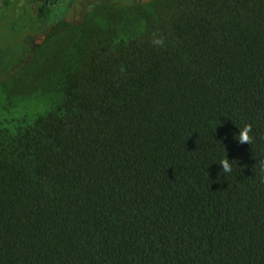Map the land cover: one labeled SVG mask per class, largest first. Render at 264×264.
Listing matches in <instances>:
<instances>
[{
    "label": "trees",
    "instance_id": "obj_1",
    "mask_svg": "<svg viewBox=\"0 0 264 264\" xmlns=\"http://www.w3.org/2000/svg\"><path fill=\"white\" fill-rule=\"evenodd\" d=\"M77 16L0 78V264H264V0Z\"/></svg>",
    "mask_w": 264,
    "mask_h": 264
},
{
    "label": "rangeland",
    "instance_id": "obj_2",
    "mask_svg": "<svg viewBox=\"0 0 264 264\" xmlns=\"http://www.w3.org/2000/svg\"><path fill=\"white\" fill-rule=\"evenodd\" d=\"M69 2L70 0H59L56 6L63 4L66 7ZM33 6L35 5L31 0H14V3L12 0H0V78L26 59L47 30L44 24L48 14L38 17L29 13ZM76 12L69 9L67 12L63 11V16L76 18ZM26 17L34 24L24 20ZM37 22L39 26L35 24Z\"/></svg>",
    "mask_w": 264,
    "mask_h": 264
},
{
    "label": "flooded vegetation",
    "instance_id": "obj_3",
    "mask_svg": "<svg viewBox=\"0 0 264 264\" xmlns=\"http://www.w3.org/2000/svg\"><path fill=\"white\" fill-rule=\"evenodd\" d=\"M61 1V0H60ZM106 1V0H77V4H75V0H70V2L66 5V7H63V4L60 6H56L59 2V0H31V2L35 5L30 8L29 13L33 15H37L38 17L42 15H46V18H51L53 16L60 15L61 12H67L69 9H72V11H77L76 14L81 15L84 13L88 8L98 4L99 2ZM107 1H119V2H125L126 0H107ZM14 3V0H12ZM8 4V2H7ZM39 4V5H38ZM28 17V16H27ZM47 19V20H48ZM26 21H29L28 18H26ZM33 23V21H32ZM39 26V25H38ZM45 26V24H44Z\"/></svg>",
    "mask_w": 264,
    "mask_h": 264
},
{
    "label": "clouds",
    "instance_id": "obj_4",
    "mask_svg": "<svg viewBox=\"0 0 264 264\" xmlns=\"http://www.w3.org/2000/svg\"><path fill=\"white\" fill-rule=\"evenodd\" d=\"M162 42V38H155L153 40V43L157 45L161 44ZM250 131L251 125H245L243 128H239L238 133H234V138L240 143H249L251 140L249 135ZM219 165L221 166L224 173H229L232 171V161H230L227 156L220 160Z\"/></svg>",
    "mask_w": 264,
    "mask_h": 264
}]
</instances>
